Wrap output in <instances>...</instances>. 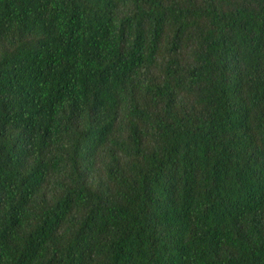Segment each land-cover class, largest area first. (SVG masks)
<instances>
[{
	"label": "trees",
	"instance_id": "trees-1",
	"mask_svg": "<svg viewBox=\"0 0 264 264\" xmlns=\"http://www.w3.org/2000/svg\"><path fill=\"white\" fill-rule=\"evenodd\" d=\"M0 264H264V0H0Z\"/></svg>",
	"mask_w": 264,
	"mask_h": 264
}]
</instances>
